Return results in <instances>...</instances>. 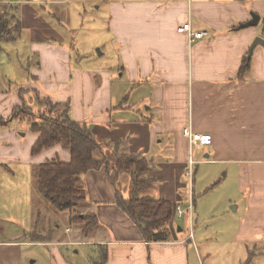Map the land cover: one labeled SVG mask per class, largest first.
<instances>
[{
	"label": "crops",
	"instance_id": "1",
	"mask_svg": "<svg viewBox=\"0 0 264 264\" xmlns=\"http://www.w3.org/2000/svg\"><path fill=\"white\" fill-rule=\"evenodd\" d=\"M61 1L0 0V16L5 15L7 6L16 10L17 33L19 26H25L22 31H27L28 52L37 58L33 64L17 67L22 68L23 75L10 73L18 83L0 69V87L4 81L10 85L8 91L0 88V165L11 162L35 169L49 160H70L69 148L60 143L33 153L32 145L40 133L31 130L29 124L26 127L31 139L24 143L20 133L17 136V131L7 126L13 113L28 108V104H32L30 113L34 115L39 110L50 113L44 109L45 101L54 106L51 114L66 108L71 119L85 123L92 135L102 140L95 157L105 163L79 177L84 196V213L79 216L95 219L85 233L89 238L56 242L92 246L97 254L95 264H190L187 243L195 237L193 195L187 224L189 232L191 220L193 238L177 225L174 207L180 200L183 206L187 204L193 179L190 185L185 170L191 157L195 161L193 174L198 164L233 169L240 190L247 189L235 239L261 244L264 0H109L108 29L118 53L117 72L80 67L71 61L67 47L57 44L60 37L39 12V5ZM252 13L258 15V23L239 28ZM45 15L54 16L50 12ZM185 23L205 35L190 41L187 32L177 30ZM256 38L259 42L248 56ZM245 57L249 65L240 72ZM41 87L50 94L43 93ZM187 127L210 134L211 144L190 148L183 134ZM6 139L9 143L2 145ZM124 152L148 161L149 170L139 175L147 185L133 190L128 172L115 173V160ZM134 193L171 203L167 240H147L121 209L118 198L126 200ZM238 209L234 206L233 211ZM69 211L57 212L69 220ZM2 232L0 229V250L32 241L4 239Z\"/></svg>",
	"mask_w": 264,
	"mask_h": 264
},
{
	"label": "rangeland",
	"instance_id": "2",
	"mask_svg": "<svg viewBox=\"0 0 264 264\" xmlns=\"http://www.w3.org/2000/svg\"><path fill=\"white\" fill-rule=\"evenodd\" d=\"M108 1L64 0L47 4L42 2L41 6L39 5V12L60 37L56 41L57 44L66 46L71 61L80 67H102L112 72L118 71L119 59L115 39L111 37L108 29ZM4 12L7 19L9 18L7 27L9 26V36L12 38L0 40V69L9 72L8 77L10 73L15 76H18V73L23 75L22 68L17 70V67H26L29 62L33 64L37 58L28 52L29 47L25 41L28 40L25 36L27 31H22L25 26H19L21 31L17 33L16 10L7 6ZM48 12L54 16L45 15ZM9 79L13 83L19 82L12 77ZM9 87L8 82L4 81L0 88H6L8 91ZM41 90L50 94L45 87H41ZM36 95L38 96L37 92ZM21 96H24V93H21ZM31 105H26L28 108L21 107L16 114L13 113L7 125L17 131V136L20 133L18 137L22 143L31 139L27 133L30 130L26 127L28 124L30 126L28 119L39 122L46 119L45 117L60 118V108L51 114L50 110L54 106L49 102L45 101L44 106V109L49 110V114H45V110L31 114ZM7 142L9 143V139L1 144L5 145ZM224 172L227 174L224 175ZM191 193L195 200V237L187 243L190 264H264L263 240L259 244L235 239L239 219L244 213L247 189L240 190L233 169L210 163L198 164L193 174ZM237 205L239 209L233 211ZM83 206V200L77 201V204L69 209V216L74 219L65 220L60 217L61 214L57 212L59 210L37 190L34 168L11 162L0 165V229L5 233L4 239L40 241L3 246L0 250V264H95L97 254L92 246L56 242L71 238H89L87 234H82L81 228L90 225L91 221L77 220L78 215L84 213ZM176 223L187 233L188 213L182 219H176ZM67 227L68 232L65 231ZM26 233L27 235H24ZM31 233H34L33 238L28 235Z\"/></svg>",
	"mask_w": 264,
	"mask_h": 264
},
{
	"label": "trees",
	"instance_id": "3",
	"mask_svg": "<svg viewBox=\"0 0 264 264\" xmlns=\"http://www.w3.org/2000/svg\"><path fill=\"white\" fill-rule=\"evenodd\" d=\"M7 16H0V40H8L9 29ZM264 29V20H263ZM249 58L242 62L240 72L248 68ZM45 113V112H44ZM16 116V115H15ZM23 117V115H22ZM28 119L30 128L40 133L32 145V152H38L42 147L60 143L69 148L71 157L67 162L49 160L35 167V184L42 197L47 198L57 210L71 209L77 201L83 200L80 175L88 170L98 169L104 160L95 157L100 151L102 140L97 139L89 131L85 123L77 122L66 114V108L60 118ZM115 173L128 172L131 175L133 190L147 185L139 175L149 170L148 161L135 155L122 153L115 160ZM117 203L129 218L140 228L143 236L149 241H165L169 237L168 223L172 216V205L165 199H155L148 196L132 194L128 199L118 198ZM79 216V215H78ZM74 218H70L73 220ZM78 221L90 220L91 224L81 228L82 233L88 232L94 223V216L78 217ZM31 233L29 236L33 238ZM38 236H35L37 238ZM35 241L34 239H32Z\"/></svg>",
	"mask_w": 264,
	"mask_h": 264
},
{
	"label": "built area",
	"instance_id": "4",
	"mask_svg": "<svg viewBox=\"0 0 264 264\" xmlns=\"http://www.w3.org/2000/svg\"><path fill=\"white\" fill-rule=\"evenodd\" d=\"M179 32L185 31L188 34L189 40L193 41L196 39H200L205 35L203 31H193L191 29L190 23H185L177 28ZM183 134L188 141V145L190 148L192 147H200L211 144L212 137L207 133H197L192 131L190 127H187L183 130ZM191 156V153L189 154ZM195 161L189 157L188 165L185 170V175L189 179V183L191 185L193 179V165ZM193 208V198L191 193V187L188 192V199L186 206L182 205L181 200L178 201L174 207V211L176 213L177 219H182L183 216L188 213V217L190 219ZM188 238H193V231L191 229V220H190V228L188 232Z\"/></svg>",
	"mask_w": 264,
	"mask_h": 264
},
{
	"label": "water",
	"instance_id": "5",
	"mask_svg": "<svg viewBox=\"0 0 264 264\" xmlns=\"http://www.w3.org/2000/svg\"><path fill=\"white\" fill-rule=\"evenodd\" d=\"M259 21V17L256 14H251V19H249L248 21L242 23L239 25V28H244V27H248V26H254L258 23ZM261 40V39H260ZM259 42V38L254 39V41L251 43L249 49H248V56L251 53V50L253 49V47Z\"/></svg>",
	"mask_w": 264,
	"mask_h": 264
}]
</instances>
